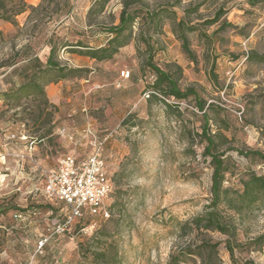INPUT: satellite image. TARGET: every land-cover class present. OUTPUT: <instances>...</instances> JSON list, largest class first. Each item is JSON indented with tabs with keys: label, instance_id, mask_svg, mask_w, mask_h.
I'll use <instances>...</instances> for the list:
<instances>
[{
	"label": "rangeland",
	"instance_id": "1",
	"mask_svg": "<svg viewBox=\"0 0 264 264\" xmlns=\"http://www.w3.org/2000/svg\"><path fill=\"white\" fill-rule=\"evenodd\" d=\"M49 1V11L62 4ZM97 1L71 0L70 15L58 21L47 22L51 12L30 19L27 12L17 15V26L0 19V95L32 72L29 56L46 61L50 38L72 44L81 40L91 47L105 44L108 36L102 29L118 24L123 0H108L96 14ZM126 1L131 8L140 7L141 14L175 3ZM4 2L10 11L19 0ZM24 2L37 6L41 0ZM197 4L202 6L196 13L185 14ZM220 8L226 12L219 21L206 25ZM171 9L176 22L197 28L186 33L193 60L183 51L173 20L161 15L155 29L138 20L129 44L110 61L95 62L60 49L57 61L81 72L44 87V98L0 97V264H167L173 254L180 264H264V246H249L264 234L262 204L240 213L220 206L235 225L232 238L190 229L210 200L212 169L198 136L203 116L213 134L227 139L219 147L230 168L224 187L239 190L249 172L264 175L262 159L240 154L264 153V64L250 58L264 56V8L246 0H180ZM153 51V64L170 72L180 90L192 88L195 96L178 104L152 94L154 77L146 61ZM146 92L149 98L143 96ZM195 99L206 103L204 115ZM61 128L73 141L57 134ZM85 129L100 139L108 136L104 154L113 185L108 216L86 215L61 231L62 213L45 208L44 179L63 156L84 158L90 152ZM46 132L50 134L41 139ZM31 208L34 215L14 217L17 209ZM101 251L105 255L97 256Z\"/></svg>",
	"mask_w": 264,
	"mask_h": 264
},
{
	"label": "trees",
	"instance_id": "2",
	"mask_svg": "<svg viewBox=\"0 0 264 264\" xmlns=\"http://www.w3.org/2000/svg\"><path fill=\"white\" fill-rule=\"evenodd\" d=\"M5 0H0V19L11 23L13 26H17L15 17L17 15L28 13V19L38 16L41 13L51 14L48 16L47 22L52 20H59L61 16H69L72 10L71 0H61V6L55 5V9L49 11V0H41L37 6L27 5L24 0H19L17 6L9 7L8 11ZM55 0H52V2ZM108 0H98L96 5L98 10L96 14L102 12L105 4ZM180 0H175V3L169 5V7L163 8L161 11L144 12L140 7L131 8L130 4L126 1H122V9L119 14L118 24L110 25L103 28L102 30L107 34L108 38L105 44L97 47H91L85 44L83 41L78 40L74 44L67 41H52V38L48 40L47 46L49 47V52L46 61L42 63L37 56H29L28 63L33 68L29 75L24 76L23 81L15 88H9L8 90L1 93V100H19L22 97L29 96H40L45 97L44 87L51 83H55L67 78L77 77L81 69H75L67 67L60 64L56 57L60 49L69 50L70 53H75L79 56L87 57L95 62H105L110 61L118 53V51L129 44L132 39V29L137 24L138 20L142 21V24H146L148 27L159 28L161 25V15L167 16L173 20V31L182 43L183 51L187 56L193 60V55L189 49L188 39L186 33L196 31L197 28L194 26H189L184 20L175 21V12L171 9L174 8ZM246 2L252 6H262L264 8V0H246ZM138 4L142 5L141 0H138ZM202 4H197L192 10H185V14L196 13ZM226 11L222 8L218 9L214 18L208 20L206 25H213L219 21ZM92 14H94V9H90L87 15L88 25L91 26ZM46 24V23H45ZM222 26H228L227 23H223ZM220 30L223 28L220 27ZM206 39H210V36H206ZM147 44L149 49L150 44L143 39ZM28 49V46L25 48ZM151 50V49H149ZM155 52L148 55L146 64L148 68L153 73V82L151 85L152 94H160L165 98V100L173 99L176 103H181L188 100L189 98L195 96V92L192 88H188L185 91L180 90L177 86L176 80L172 77L171 73L160 69L158 66L153 64L152 58ZM260 63L264 64V56H253ZM167 104V103H166ZM169 106V105H168ZM195 106L204 115L206 113L205 106L206 103L202 100L195 99ZM204 124L202 127V132L199 136L201 142L205 143L203 150L204 157L209 158L211 166V185H210V200L208 204L204 207L201 214L193 218L190 222V229L195 230H206V231H217L221 234L228 236L229 238L235 235V225L230 217H226L220 211V206L225 204L229 209L240 213L244 209H250L258 204L264 206V175H257L253 172H249L245 179L241 182V188L239 190H232L230 188L224 187V182L226 175L230 173V168L228 161L224 157L222 151H219L221 142L224 140L227 142L226 138L219 132L215 134L209 128L208 120L203 116ZM50 134L46 132L40 136L44 138ZM231 150H234L231 148ZM241 155L257 156L264 161V153H258L257 151H247L240 152ZM111 181V180H110ZM112 183V181H111ZM45 202V208L51 213H59L63 215V220L69 213V207L63 202L56 200H47L43 196ZM61 206V207H60ZM26 213L30 215L35 214V210L31 208L29 211L17 209L14 213V217L21 215L25 216ZM89 215L85 213L82 217ZM90 216V215H89ZM92 217V216H91ZM62 220V221H63ZM86 228V227H83ZM226 240L227 248L232 254V242L230 239ZM251 248H260L264 246V234L255 237L249 242ZM104 256V252L101 251L97 253V256ZM181 258L178 255H171L167 264H180ZM201 264H212L211 262L203 261Z\"/></svg>",
	"mask_w": 264,
	"mask_h": 264
},
{
	"label": "built area",
	"instance_id": "3",
	"mask_svg": "<svg viewBox=\"0 0 264 264\" xmlns=\"http://www.w3.org/2000/svg\"><path fill=\"white\" fill-rule=\"evenodd\" d=\"M125 75L128 77L129 73L126 72ZM143 96L149 98L148 92ZM57 134L65 137L66 131L61 128L57 130ZM66 137L73 141L72 136ZM83 138H88L87 144L90 148L86 158L78 160L72 154L65 155L44 179L42 196L47 200L63 202L69 207L61 231H65L73 221L82 218L85 213L93 217L108 216L106 203L113 192L104 154V145L108 136L100 139L89 129H85ZM16 217L22 218L21 215ZM42 246L43 242H39L38 248Z\"/></svg>",
	"mask_w": 264,
	"mask_h": 264
},
{
	"label": "crops",
	"instance_id": "4",
	"mask_svg": "<svg viewBox=\"0 0 264 264\" xmlns=\"http://www.w3.org/2000/svg\"><path fill=\"white\" fill-rule=\"evenodd\" d=\"M32 4H34V3H32ZM85 158H86V156H85L84 158H78V157H77L78 160L85 159Z\"/></svg>",
	"mask_w": 264,
	"mask_h": 264
}]
</instances>
